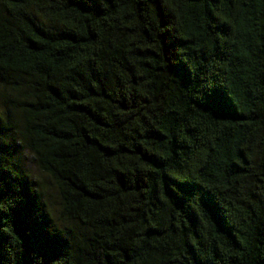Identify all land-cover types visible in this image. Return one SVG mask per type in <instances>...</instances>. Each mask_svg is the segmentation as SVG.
<instances>
[{
  "label": "trees",
  "instance_id": "obj_1",
  "mask_svg": "<svg viewBox=\"0 0 264 264\" xmlns=\"http://www.w3.org/2000/svg\"><path fill=\"white\" fill-rule=\"evenodd\" d=\"M0 264H264V0H0Z\"/></svg>",
  "mask_w": 264,
  "mask_h": 264
},
{
  "label": "rangeland",
  "instance_id": "obj_2",
  "mask_svg": "<svg viewBox=\"0 0 264 264\" xmlns=\"http://www.w3.org/2000/svg\"><path fill=\"white\" fill-rule=\"evenodd\" d=\"M28 159H29V157H28ZM27 166L29 167L31 172H32V170L34 171V165L30 160L27 161ZM46 202H47L48 206L50 207V209L54 210L57 208V201L54 198L53 193H49V195L46 199Z\"/></svg>",
  "mask_w": 264,
  "mask_h": 264
}]
</instances>
